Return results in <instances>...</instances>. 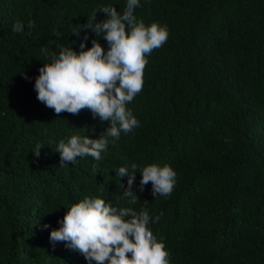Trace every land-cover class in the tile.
Masks as SVG:
<instances>
[{
  "label": "trees",
  "instance_id": "16d2710c",
  "mask_svg": "<svg viewBox=\"0 0 264 264\" xmlns=\"http://www.w3.org/2000/svg\"><path fill=\"white\" fill-rule=\"evenodd\" d=\"M109 3L125 6L0 0V264H87L65 242L53 246L49 231L84 196L127 205L119 187L127 178L115 172L132 163L177 172L167 197L154 198L151 182L141 191L139 171L132 185V207L163 213L149 227L171 264H264V0H141L137 17L167 25L169 36L147 57L142 90L128 104L139 127L109 143L99 161L61 163L59 139L96 138L109 124L87 108L57 114L36 98L34 78L47 62L41 48L79 50L87 30L70 32ZM17 21L24 32L12 31ZM38 142L47 145L36 156Z\"/></svg>",
  "mask_w": 264,
  "mask_h": 264
},
{
  "label": "clouds",
  "instance_id": "9594fccd",
  "mask_svg": "<svg viewBox=\"0 0 264 264\" xmlns=\"http://www.w3.org/2000/svg\"><path fill=\"white\" fill-rule=\"evenodd\" d=\"M140 6L141 0H125L121 12L111 3L99 4L90 19L70 32L79 36L87 30L79 41V50L72 46H61L58 51L41 48L47 62L42 63L34 78L36 98L57 114H77L87 108L109 124L96 138L73 134L59 139L53 151L59 154L61 163L75 164L78 157L85 156L99 161L109 143L119 139L122 132L127 134L139 127L128 104L142 90L147 57L169 36L167 25L157 21L146 24L137 17L135 9ZM98 11L106 14L103 19L97 20ZM27 27H35L34 22L29 21ZM12 31L24 32L25 25L17 21ZM89 32L94 37L91 46L86 47ZM62 34L55 33L57 37ZM98 38L106 41V49ZM44 145L38 142L33 153L39 156ZM137 171L141 174L138 187L143 191L144 185L151 182L154 198L167 197L176 184L177 172L166 163L120 166L115 174L127 178V187L119 183L127 205L84 196L64 206L66 211L58 219V227L49 231L50 243L54 246L55 242H65L66 247L79 251L87 264H171L163 239H158L149 227L163 213L153 216L147 207H132L139 200L132 189ZM42 228L48 229L49 225L45 223Z\"/></svg>",
  "mask_w": 264,
  "mask_h": 264
}]
</instances>
